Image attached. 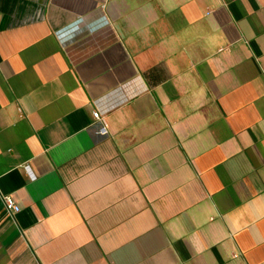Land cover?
Segmentation results:
<instances>
[{
    "label": "crops",
    "instance_id": "1",
    "mask_svg": "<svg viewBox=\"0 0 264 264\" xmlns=\"http://www.w3.org/2000/svg\"><path fill=\"white\" fill-rule=\"evenodd\" d=\"M0 193V264H264V0H0Z\"/></svg>",
    "mask_w": 264,
    "mask_h": 264
},
{
    "label": "built area",
    "instance_id": "2",
    "mask_svg": "<svg viewBox=\"0 0 264 264\" xmlns=\"http://www.w3.org/2000/svg\"><path fill=\"white\" fill-rule=\"evenodd\" d=\"M92 115L95 120L103 122V117L99 114L98 111H93ZM25 169L29 173V170H30L29 167L25 166ZM29 174H30L31 179H35V176L31 174V172ZM0 199H1V202L3 203L5 212L7 213L9 217L13 219L15 214H17L20 211V207L17 205L14 198L9 194L0 193Z\"/></svg>",
    "mask_w": 264,
    "mask_h": 264
}]
</instances>
